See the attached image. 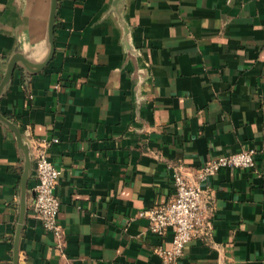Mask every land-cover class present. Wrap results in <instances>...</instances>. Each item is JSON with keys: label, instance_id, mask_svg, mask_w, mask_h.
I'll use <instances>...</instances> for the list:
<instances>
[{"label": "crops", "instance_id": "obj_1", "mask_svg": "<svg viewBox=\"0 0 264 264\" xmlns=\"http://www.w3.org/2000/svg\"><path fill=\"white\" fill-rule=\"evenodd\" d=\"M0 0V264H167L142 209L209 160L254 150L205 185L207 237L174 264H264V0ZM25 65L26 69L22 66ZM58 84V88H56ZM61 170V247L33 211V145Z\"/></svg>", "mask_w": 264, "mask_h": 264}, {"label": "built area", "instance_id": "obj_2", "mask_svg": "<svg viewBox=\"0 0 264 264\" xmlns=\"http://www.w3.org/2000/svg\"><path fill=\"white\" fill-rule=\"evenodd\" d=\"M58 88V84L55 86ZM57 138H42L33 145V174L35 178L33 211L44 230L50 232L57 247H61L63 228L58 222L60 201L55 194L61 170L49 159L47 148ZM254 150H242L220 156L197 168L194 180L188 181L180 171L174 173V194L168 202L142 209L139 217L147 219L151 234L163 238L171 232V239L156 245L153 251L167 264L182 257L186 243L195 237H207L210 224L204 211V185L220 167L254 168Z\"/></svg>", "mask_w": 264, "mask_h": 264}, {"label": "water", "instance_id": "obj_3", "mask_svg": "<svg viewBox=\"0 0 264 264\" xmlns=\"http://www.w3.org/2000/svg\"><path fill=\"white\" fill-rule=\"evenodd\" d=\"M56 5H57V0H51L49 31H48V38H49V42H50L51 46H52V31H53V25H54V19H55ZM18 62H21V56L20 55H14L13 58L11 59L10 64H9L7 74L4 77L3 81L0 83V92H1L2 88L4 87V85L6 84V82L9 80V78L12 74L14 65ZM22 66L26 69L24 64H22ZM0 122H2L4 125H6L8 128H10L12 130V132L14 133V136L16 138L17 145L23 153L24 166H23V172H22V177H21V193L19 196V204H20L21 212H22V214H24V212H25V201H26V183L32 174V156H31V152H30V147H29L28 143L23 141L22 134L19 131V129L16 127V125L10 119L4 117L1 113H0ZM14 264H17V252H16V250H14Z\"/></svg>", "mask_w": 264, "mask_h": 264}]
</instances>
